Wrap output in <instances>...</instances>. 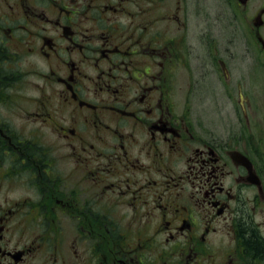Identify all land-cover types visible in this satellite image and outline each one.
I'll return each instance as SVG.
<instances>
[{"label":"flooded vegetation","instance_id":"flooded-vegetation-1","mask_svg":"<svg viewBox=\"0 0 264 264\" xmlns=\"http://www.w3.org/2000/svg\"><path fill=\"white\" fill-rule=\"evenodd\" d=\"M189 3L0 0V264H264V0Z\"/></svg>","mask_w":264,"mask_h":264},{"label":"rangeland","instance_id":"rangeland-1","mask_svg":"<svg viewBox=\"0 0 264 264\" xmlns=\"http://www.w3.org/2000/svg\"><path fill=\"white\" fill-rule=\"evenodd\" d=\"M203 1V7L205 8H214V3L213 0H202ZM192 0H190V3ZM189 3L188 7H199V5H191ZM22 66V65H21ZM29 66V65H28ZM26 67L23 69L25 70ZM181 68H179L180 70ZM178 70V71H179ZM180 75V74H179ZM35 77V76H34ZM29 78V84L25 86V88H29L32 91H29L30 93L33 92L34 89H32L33 83L36 81L35 79L31 80ZM27 80L25 78L24 83H26ZM174 82L176 83V94H175V103L177 104L178 107H181V103L183 102L184 99V92L182 91V87L184 85V79L181 77H177ZM251 105L248 107L247 110V117L246 119H249L251 124L253 126H258L259 132H261V129L264 127V72L262 68H258L257 70H253L252 73V94H251ZM237 103V110H236V121L239 119L245 120V116L243 115L242 109L240 106H238V101ZM228 112L227 113H221L220 121H224L223 119L227 118ZM210 119H219L216 115H213L211 113ZM257 129H255L256 131Z\"/></svg>","mask_w":264,"mask_h":264},{"label":"trees","instance_id":"trees-1","mask_svg":"<svg viewBox=\"0 0 264 264\" xmlns=\"http://www.w3.org/2000/svg\"><path fill=\"white\" fill-rule=\"evenodd\" d=\"M252 248H255V246L252 245Z\"/></svg>","mask_w":264,"mask_h":264}]
</instances>
